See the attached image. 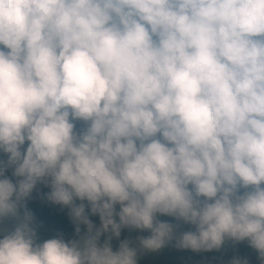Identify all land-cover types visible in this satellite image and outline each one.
I'll use <instances>...</instances> for the list:
<instances>
[{
    "label": "clouds",
    "instance_id": "1",
    "mask_svg": "<svg viewBox=\"0 0 264 264\" xmlns=\"http://www.w3.org/2000/svg\"><path fill=\"white\" fill-rule=\"evenodd\" d=\"M0 154V264H136L110 240L164 247L157 214L194 226L178 247L264 261V0H0ZM37 183L82 243H36Z\"/></svg>",
    "mask_w": 264,
    "mask_h": 264
},
{
    "label": "trees",
    "instance_id": "2",
    "mask_svg": "<svg viewBox=\"0 0 264 264\" xmlns=\"http://www.w3.org/2000/svg\"><path fill=\"white\" fill-rule=\"evenodd\" d=\"M80 127V125H77ZM0 158H6L0 154ZM11 174V171L7 173ZM51 191L50 187L37 183L30 196L26 199V208L18 210V215L22 218L24 211L31 213V227L35 230L36 243H43L48 239L61 238L66 243L71 241L83 242V238L87 235V226L78 224L70 215V208L65 205L53 203L47 198ZM76 204L81 201H74ZM85 204V214L94 225L93 231L100 227L99 215L90 213V208L87 201ZM117 211L119 206L117 205ZM118 221V217L116 218ZM157 219L167 221L174 225L173 239L165 244L164 247L150 251L144 249L139 242L138 237H148L151 233L149 230H140L125 227L121 229L119 237H112L110 240L113 251L117 250L119 244L127 240L129 246L137 250L136 264H234L235 261H244L247 264H264L258 251L250 246L247 239L243 241H235L234 239L225 237L224 242L218 249L210 251L200 250L193 251L187 248L177 246V240L180 235L187 231H195L193 225L186 224L182 220H177L174 217L157 214ZM17 219L11 216L0 219V238L3 237L5 231L11 232L14 230ZM79 227V232L76 231ZM111 233L101 235L98 244L102 245L105 239Z\"/></svg>",
    "mask_w": 264,
    "mask_h": 264
}]
</instances>
